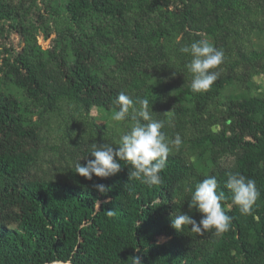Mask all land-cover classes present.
I'll return each mask as SVG.
<instances>
[{
    "label": "trees",
    "instance_id": "obj_1",
    "mask_svg": "<svg viewBox=\"0 0 264 264\" xmlns=\"http://www.w3.org/2000/svg\"><path fill=\"white\" fill-rule=\"evenodd\" d=\"M211 1L212 10L200 0L181 4L175 18L183 33L213 31L224 17L233 21L242 15L247 19L253 15L254 5L264 13V0H256L253 6L245 0ZM151 5L155 9L153 0ZM6 7V0H0V17ZM64 8L68 23L74 26L60 28L58 45L46 51L48 58L39 56L43 52L19 25L25 45L13 57L11 81L32 99L55 101L66 96L87 110L95 106L114 111L113 100L120 92L134 101L146 99L151 89L149 69L162 53L159 47L151 50L149 46L167 35L170 27L160 11L155 20L145 23L141 0H67ZM89 14L109 18L114 22L112 30L97 24L93 17H83ZM76 24L92 31L93 37L79 36ZM236 28L228 27V32L237 36ZM13 29L17 30L16 24ZM122 40L130 44L124 48L126 56L119 59L113 50ZM240 57L242 71L218 76L206 92L217 94L227 78L237 76L240 81L250 72L264 73V50L244 49ZM105 60L113 61L114 66L107 67ZM97 67L106 71L97 74ZM181 91V99L197 95L196 103L203 108L201 93L193 92L191 85ZM180 112L177 104V128ZM228 119L229 124H222L218 133L206 135V139L213 160L240 151L233 173L254 179L260 192L251 215H242L232 203L226 187L229 172L197 173L174 153L160 174L163 183L151 187L132 178L131 166L125 161H120L118 173L107 178L87 180L76 174L75 165L64 180L42 178L30 172L38 139L35 129L23 124L18 100L0 90V264H132L133 256H139L142 264H264V97L230 101ZM169 129L166 124L161 131L169 133ZM86 156L93 159L89 153ZM80 163L83 166L86 160ZM208 176L216 177L217 191L225 194L222 208L232 219L229 230L204 252L190 244L191 226L178 232L171 227V219L180 213L201 219L195 210L189 212L188 203L196 184ZM96 184L105 185L108 191L98 192ZM178 185L187 187L185 201L177 200ZM108 210L114 215H108ZM158 237L165 241L158 242Z\"/></svg>",
    "mask_w": 264,
    "mask_h": 264
},
{
    "label": "rangeland",
    "instance_id": "obj_2",
    "mask_svg": "<svg viewBox=\"0 0 264 264\" xmlns=\"http://www.w3.org/2000/svg\"><path fill=\"white\" fill-rule=\"evenodd\" d=\"M189 1L153 0L155 3L153 9L152 5L151 8L149 7L152 0H141L145 12L142 21L152 22L160 11L162 18L167 19L166 24L170 25L169 28L167 27V35H162L156 43H151L149 46L151 50L159 47L162 53L158 54L157 62L149 69L148 85L151 89L146 99L154 120L171 119L173 125L176 119L175 107L177 104L181 106L178 128L174 125L170 127L169 133L164 131L169 139H173L176 134L182 139L179 150L173 147L172 153L181 156L197 173L233 172L240 151L223 153L213 160L206 135L216 134L222 124H229L230 101L264 97V73L250 72L240 81L237 76L227 78L224 88L217 94L200 92L202 96L200 99L204 102L203 108L200 109L196 103L197 95L188 94L181 99L184 94L181 93V88L191 85L193 74L186 67L191 56L181 53L179 49L192 42L207 39L224 53L223 62L213 70L223 77H226L228 71L238 74L242 71L240 56L244 49L255 52L264 50V13L254 5L255 8L252 9L254 13L247 19L242 15L236 16L233 21L224 17V20L217 21V28L213 31L183 33L176 23L175 15L178 14L177 10L181 4ZM200 1L205 2L208 10L213 9V1ZM245 1L251 6L256 2V0ZM66 2L67 0H6L7 7L0 17V90L18 100L23 124L33 127L38 136L32 154L30 172L52 180L66 179L75 163L84 154L90 153L93 144L117 147L120 135L129 131L132 123L130 116L125 121L115 122L111 119L113 111H105L95 106L87 110L66 96H61L55 101L46 100L44 97L32 99L11 81L9 68L13 57L20 53L25 45L23 35L18 32L19 25L26 28L40 52H43L39 56L48 58L46 51L58 45L60 28L68 24L74 26L73 23H68L64 8ZM154 10H156L155 14L152 12ZM217 12L223 14L219 9ZM83 17H93L97 24L112 30L111 26L114 22L112 23L109 18L103 19L91 14ZM15 24L17 30L13 29ZM231 26L237 27V36L228 32V27L231 29ZM77 34L93 37L91 36L93 32L82 26L77 28ZM118 44L119 48L114 49L113 52L121 59L126 56L127 50L124 48L130 43L122 40V43L118 42ZM69 54L68 49L67 55ZM105 64L107 67L114 66L113 61L110 60H105ZM95 71L99 74L104 73L106 69L97 67ZM169 110L170 113L167 112ZM176 194L178 201H185L189 197L185 185H178ZM213 231H205L202 235L193 232L190 244L199 246L204 252H209L211 245L219 238L213 235ZM156 240L160 243L165 241L163 237H158ZM236 264H241V261Z\"/></svg>",
    "mask_w": 264,
    "mask_h": 264
},
{
    "label": "clouds",
    "instance_id": "obj_3",
    "mask_svg": "<svg viewBox=\"0 0 264 264\" xmlns=\"http://www.w3.org/2000/svg\"><path fill=\"white\" fill-rule=\"evenodd\" d=\"M179 51L191 56L186 65L188 71L193 74L191 89L193 92L207 91L218 79L216 69L224 58L221 49L216 48L207 39L192 42L182 46ZM115 110L111 119L122 122L131 118L130 130L120 135L117 147L103 144H93L90 155L93 159L81 157L75 163V171L79 176L92 180L93 176L107 178L121 170L120 161H125L131 166L130 176L148 186L161 185L163 183L161 172L165 169L167 158L172 153L173 147L179 150L182 139L176 134L169 139L161 129L167 124L173 127L171 119L154 120L152 110L149 109L147 99L133 100L132 97L120 92L113 100ZM137 105H139L137 107ZM171 112V110L167 111ZM86 163L82 166L80 161ZM226 187L231 191L232 203L238 206L242 215H251L253 206L260 196L256 187V181L247 178L240 173L229 172ZM217 179L208 176L196 184L195 190L188 203L189 212L195 210L201 214L197 222L187 213H180L171 219V227L180 232L187 225L196 234L202 235L205 231H213V235L219 237L227 232L231 225V217L222 208L221 201L225 199L223 191H217ZM94 188L104 194L108 188L103 184H96ZM108 215H114L108 210ZM132 264H142L139 256L132 257Z\"/></svg>",
    "mask_w": 264,
    "mask_h": 264
},
{
    "label": "water",
    "instance_id": "obj_4",
    "mask_svg": "<svg viewBox=\"0 0 264 264\" xmlns=\"http://www.w3.org/2000/svg\"><path fill=\"white\" fill-rule=\"evenodd\" d=\"M55 263H58V262H55ZM53 264V263H52ZM60 264H70V263H60Z\"/></svg>",
    "mask_w": 264,
    "mask_h": 264
},
{
    "label": "bare ground",
    "instance_id": "obj_5",
    "mask_svg": "<svg viewBox=\"0 0 264 264\" xmlns=\"http://www.w3.org/2000/svg\"><path fill=\"white\" fill-rule=\"evenodd\" d=\"M54 264H60V263H54Z\"/></svg>",
    "mask_w": 264,
    "mask_h": 264
}]
</instances>
